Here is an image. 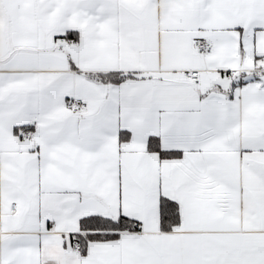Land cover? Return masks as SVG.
<instances>
[{
    "label": "snow or ice",
    "instance_id": "1",
    "mask_svg": "<svg viewBox=\"0 0 264 264\" xmlns=\"http://www.w3.org/2000/svg\"><path fill=\"white\" fill-rule=\"evenodd\" d=\"M0 264H264V0H0Z\"/></svg>",
    "mask_w": 264,
    "mask_h": 264
}]
</instances>
